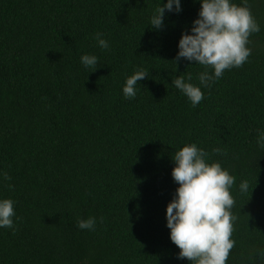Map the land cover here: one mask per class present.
<instances>
[{
	"label": "trees",
	"instance_id": "trees-1",
	"mask_svg": "<svg viewBox=\"0 0 264 264\" xmlns=\"http://www.w3.org/2000/svg\"><path fill=\"white\" fill-rule=\"evenodd\" d=\"M160 2L0 0V172L11 177L0 199L16 213L14 230L0 228V264H190L177 259L165 209L178 187L171 159L192 143L236 178L227 264H264V0H249L261 31L247 62L202 88L196 107L171 79L199 84L200 65L172 61L200 4L181 0L153 30ZM85 54L98 57L92 73ZM137 70L149 76L125 100ZM89 217L95 229L80 230Z\"/></svg>",
	"mask_w": 264,
	"mask_h": 264
},
{
	"label": "clouds",
	"instance_id": "clouds-1",
	"mask_svg": "<svg viewBox=\"0 0 264 264\" xmlns=\"http://www.w3.org/2000/svg\"><path fill=\"white\" fill-rule=\"evenodd\" d=\"M200 4L197 18L191 22L187 32H182L178 41V51L172 62L181 60L200 65L204 71L197 74L199 84L191 83V74L179 75L171 79V84L183 94L193 107L203 99L202 88H210L223 77L226 70L239 68L251 55L249 37L261 31V26L253 17L249 0L242 5L232 0H194ZM181 0H167L155 7L150 17L153 30H163L165 13L179 14ZM96 41L102 50L110 44L96 34ZM98 57L85 54L80 63L85 69H97ZM147 70H137L128 77L122 87L125 100L137 95L138 81L148 78ZM257 146L264 149V131L257 133ZM224 155L222 148L213 150ZM174 167L171 178L178 187L165 209L166 228L170 241L179 249L177 259H187L190 264H227L235 241L231 239L237 219L231 209L235 200L231 189L236 178L223 168L220 162H209L208 153L195 143L186 144L172 157ZM0 179L11 180L7 172H0ZM9 188L13 187L8 185ZM249 184H239L241 192H247ZM15 201L0 199V228L13 229ZM96 219L89 217L77 222L80 230H94ZM258 254L264 257V250Z\"/></svg>",
	"mask_w": 264,
	"mask_h": 264
}]
</instances>
